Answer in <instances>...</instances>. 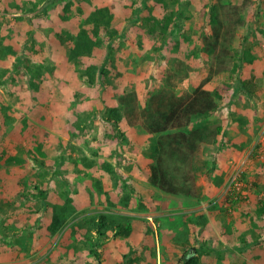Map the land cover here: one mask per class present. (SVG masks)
I'll use <instances>...</instances> for the list:
<instances>
[{
  "label": "rangeland",
  "instance_id": "obj_1",
  "mask_svg": "<svg viewBox=\"0 0 264 264\" xmlns=\"http://www.w3.org/2000/svg\"><path fill=\"white\" fill-rule=\"evenodd\" d=\"M45 1L0 0V264H180V244L201 237L195 223L250 238L259 253L250 263L264 264V0H54L42 12ZM206 2L245 24L227 69L205 85L233 87L190 124L209 125L212 137L190 154L171 142L179 127L153 133L147 120L183 104L210 75L215 55L197 32ZM104 6L117 34L103 33L91 60L71 59L72 37ZM149 10L175 13L179 26L161 40L142 22ZM105 58L106 73L90 83L86 69ZM238 78L255 84L252 95ZM112 108L117 124L106 120ZM157 161L178 193L150 183ZM55 210L64 222L53 232ZM99 213L107 215L100 233Z\"/></svg>",
  "mask_w": 264,
  "mask_h": 264
},
{
  "label": "trees",
  "instance_id": "obj_2",
  "mask_svg": "<svg viewBox=\"0 0 264 264\" xmlns=\"http://www.w3.org/2000/svg\"><path fill=\"white\" fill-rule=\"evenodd\" d=\"M54 0H46L43 4L41 11L44 12L48 5ZM233 11H236V15L239 6L234 5ZM141 10L139 11V13ZM227 16V12L221 11V9L211 3L206 2L199 14V20L197 22V32L200 33V40L206 49L215 55V62L210 69V75L200 85H198L188 100L172 107L168 112H161L159 114H151L147 120L150 130L153 133H164L172 127H179V131L171 133L172 143L183 146V150L187 149L192 154L200 145L201 142H205L211 139L207 132L209 125L204 127L190 126L195 120L200 118H207L210 114L215 112L219 103L226 93L231 90L233 85L230 82H222L215 88H206L205 85L208 80L216 73L225 71L227 69V60L233 57L232 42L236 36V28L238 25H243L245 22L238 18L230 19ZM112 13L109 7L96 8L86 19L84 26L78 31L75 37H72V43L70 46V58L71 59H83L87 58L91 60L92 57L98 55L100 43L102 42L101 35L107 33V36L113 40L116 30H111ZM142 22L149 29V32L155 33L158 31V36L161 40H165L169 29L174 26H179L177 15L170 13L162 18L155 16L152 11L149 10L147 14L142 18ZM249 52L244 51L240 62H244L245 56H248ZM249 63L253 62V57L247 58ZM94 63V62H93ZM108 59L105 58L99 67L90 65L86 71L85 76L88 77L90 83H95L98 75L106 73V65ZM239 85L243 87L250 95L255 91V84L251 80H243L238 78ZM121 119V116L116 108L109 109L106 116V120L117 124ZM182 128V129H181ZM207 128V129H206ZM210 129V128H209ZM221 130L218 126L217 132ZM212 133H216L211 130ZM12 161L21 167L22 159L18 156L10 158ZM36 159L44 166L48 165L43 159L36 156ZM149 181L151 184L172 193H178L179 189L175 188L170 178H168L166 170L160 164L159 161L150 164V176ZM40 190L39 186H36ZM44 194L43 191L40 192ZM98 220H94V223L98 227L99 233L107 227V215L99 213ZM64 222L62 215L55 210L53 214V220L50 225V229L55 232ZM122 227V226H120ZM85 238L90 239L91 234L84 233ZM94 256L99 258V253L95 246L91 249ZM127 258L128 255H125ZM117 264H132V259H127L123 263ZM180 264H202L200 259V253H188L182 257Z\"/></svg>",
  "mask_w": 264,
  "mask_h": 264
},
{
  "label": "crops",
  "instance_id": "obj_3",
  "mask_svg": "<svg viewBox=\"0 0 264 264\" xmlns=\"http://www.w3.org/2000/svg\"><path fill=\"white\" fill-rule=\"evenodd\" d=\"M185 212L183 211V213ZM194 226L196 233L198 234L197 236L200 237L201 235V237H197L198 239L195 241L196 244L193 245L194 247H188L184 243L180 244L179 248L181 250L178 252V254H176V256L184 257L189 252H198L200 253L201 262L209 264H251L250 261H254V258H256V260L259 259V253L254 254V252H252L253 247L251 243H253V246H255L256 243L251 242L250 238L248 237L236 239L231 238V236H229L230 232L228 231L227 226H223L222 224V226L216 225L215 227L209 228L210 224L207 223L206 228L208 230L205 231H203V229L199 230V228L196 226V223ZM251 233L254 232L251 230ZM254 234L259 236L258 240L262 237L260 234H258V232ZM246 239L249 241L247 242ZM256 245H258V243ZM201 254L203 255L201 256ZM262 260H264V258Z\"/></svg>",
  "mask_w": 264,
  "mask_h": 264
}]
</instances>
